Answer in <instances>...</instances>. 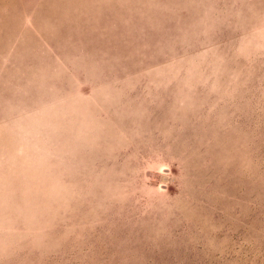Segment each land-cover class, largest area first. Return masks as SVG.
<instances>
[{
  "label": "rangeland",
  "instance_id": "1",
  "mask_svg": "<svg viewBox=\"0 0 264 264\" xmlns=\"http://www.w3.org/2000/svg\"><path fill=\"white\" fill-rule=\"evenodd\" d=\"M0 264H264V0H0Z\"/></svg>",
  "mask_w": 264,
  "mask_h": 264
}]
</instances>
